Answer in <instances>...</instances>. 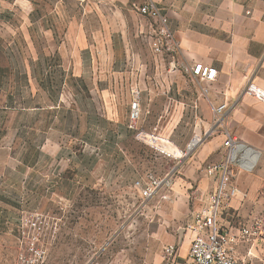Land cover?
<instances>
[{
    "label": "rangeland",
    "instance_id": "1",
    "mask_svg": "<svg viewBox=\"0 0 264 264\" xmlns=\"http://www.w3.org/2000/svg\"><path fill=\"white\" fill-rule=\"evenodd\" d=\"M64 8L76 12L74 2ZM126 8L100 5V15L74 23L92 32L78 39L58 0H0V264H154L158 216L145 205L163 194L143 200L134 182L172 183L188 158L148 144L154 132L175 150L185 142L186 106L176 102L185 89L160 86L168 96L141 102L137 128L129 104L144 82L199 84L178 51H152L157 23L137 4ZM244 251L264 254V240Z\"/></svg>",
    "mask_w": 264,
    "mask_h": 264
},
{
    "label": "crops",
    "instance_id": "2",
    "mask_svg": "<svg viewBox=\"0 0 264 264\" xmlns=\"http://www.w3.org/2000/svg\"><path fill=\"white\" fill-rule=\"evenodd\" d=\"M138 1L58 0V4L71 22L67 34L81 39L92 32L84 24H78L75 28L74 23L100 15V5L109 6L114 13L119 12V8L131 13L126 7L143 3ZM156 1L171 15L170 26L178 44L177 51L185 63L203 62L216 67L218 71L214 82L198 81L196 90L194 85L181 77L156 79V82L149 83L150 87L145 82V87H141L140 105L145 99L168 96V90L165 92L160 86L185 89V100L176 102L186 106L188 133L185 142L178 146L183 148L195 136L200 137L188 158L182 162L170 189L160 191L167 194L169 199H151L150 205H145L156 209L158 216L154 233L160 248L153 256L154 264H186L190 259L194 234L185 226L193 220L195 212L207 202L216 187L215 177L208 175L205 167L224 160L229 149L224 142L228 137L233 139L232 149L239 158L234 165L233 180L241 193L223 210L220 224L226 228H237L264 212V195L261 193L264 188V103L244 94L245 86L250 81L264 88V0ZM70 2L76 4L74 13L64 8ZM39 20L44 30L54 34V26L47 25L45 18ZM79 42L81 40L75 44ZM82 62L80 58V63L75 67H81ZM153 83L158 87H153ZM202 85L209 86L207 94H202ZM224 102L228 107L218 119L215 107ZM182 109L184 106L178 105L172 116L180 118ZM174 133L170 135L179 144ZM173 243L177 245V255L172 261H165L163 250ZM247 245L237 247L239 257L247 264H264V254L246 253Z\"/></svg>",
    "mask_w": 264,
    "mask_h": 264
},
{
    "label": "built area",
    "instance_id": "3",
    "mask_svg": "<svg viewBox=\"0 0 264 264\" xmlns=\"http://www.w3.org/2000/svg\"><path fill=\"white\" fill-rule=\"evenodd\" d=\"M137 11L139 15L157 23V29L153 32L151 42V48L155 55L163 56L175 53L178 50V44L169 27V18L162 8L156 2L148 0L139 4ZM182 67L188 75L201 82L211 83L217 78V68L203 62L184 63ZM208 91V85L201 86L202 94H207ZM244 94L264 103V88L255 81L247 83ZM227 107L228 104L225 102L215 107L218 119ZM140 115V96L137 94L130 104L131 128H137ZM148 134V144L152 148L178 161L187 157L200 139L195 136L185 147H176L177 150H175L166 146L165 143L163 144L161 134L156 132ZM195 138H198L196 142H194ZM233 144V139L228 137L224 142V145L229 148L224 160L205 167L206 173L215 177L216 187L208 196L207 202L195 212L193 220L185 226L186 230L194 234L189 251L190 259L186 264H247L239 257L237 247L241 244H252L258 240H264V212L252 217L237 228H226L220 224L223 210L228 208L233 198L241 193V189L233 180L234 165L239 161L232 149ZM170 185V180H159L151 175L141 177L134 182V187L143 200L159 196L160 188ZM261 193L264 195V188ZM160 196L163 200L169 199L167 194ZM177 252L176 244H168L163 250V259L172 261Z\"/></svg>",
    "mask_w": 264,
    "mask_h": 264
},
{
    "label": "bare ground",
    "instance_id": "4",
    "mask_svg": "<svg viewBox=\"0 0 264 264\" xmlns=\"http://www.w3.org/2000/svg\"><path fill=\"white\" fill-rule=\"evenodd\" d=\"M197 139H198V138H195L194 142H196V141H197ZM191 146H192V145H191Z\"/></svg>",
    "mask_w": 264,
    "mask_h": 264
}]
</instances>
